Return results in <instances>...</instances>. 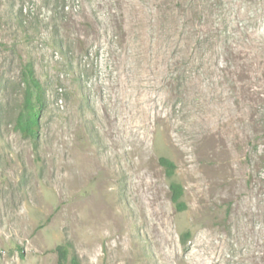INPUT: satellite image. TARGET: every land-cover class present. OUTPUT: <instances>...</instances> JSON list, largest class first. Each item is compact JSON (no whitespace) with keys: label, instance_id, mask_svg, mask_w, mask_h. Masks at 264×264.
<instances>
[{"label":"rangeland","instance_id":"374dc122","mask_svg":"<svg viewBox=\"0 0 264 264\" xmlns=\"http://www.w3.org/2000/svg\"><path fill=\"white\" fill-rule=\"evenodd\" d=\"M64 242L81 264H264V0H0V264Z\"/></svg>","mask_w":264,"mask_h":264},{"label":"trees","instance_id":"16d2710c","mask_svg":"<svg viewBox=\"0 0 264 264\" xmlns=\"http://www.w3.org/2000/svg\"><path fill=\"white\" fill-rule=\"evenodd\" d=\"M21 81L24 85L20 106L15 116L14 127L22 137L29 138L34 145L38 142L39 120L44 106V90L35 77L33 66L27 62L21 72ZM159 164L163 167L167 176L174 173V163L166 157H159ZM182 187L177 182L170 183V198L177 210L185 208L181 200ZM188 232L181 235L184 242ZM57 254L58 264H81L76 254L71 251V244L64 242L54 248Z\"/></svg>","mask_w":264,"mask_h":264}]
</instances>
